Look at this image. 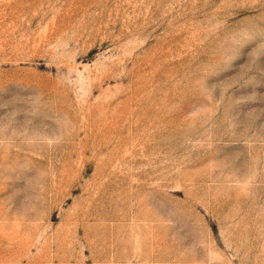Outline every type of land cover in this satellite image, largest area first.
<instances>
[{"label":"rangeland","instance_id":"374dc122","mask_svg":"<svg viewBox=\"0 0 264 264\" xmlns=\"http://www.w3.org/2000/svg\"><path fill=\"white\" fill-rule=\"evenodd\" d=\"M0 264H264V0H0Z\"/></svg>","mask_w":264,"mask_h":264}]
</instances>
